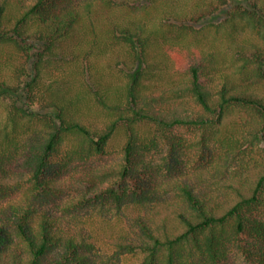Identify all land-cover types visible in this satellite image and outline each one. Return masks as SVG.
<instances>
[{
	"label": "trees",
	"instance_id": "16d2710c",
	"mask_svg": "<svg viewBox=\"0 0 264 264\" xmlns=\"http://www.w3.org/2000/svg\"><path fill=\"white\" fill-rule=\"evenodd\" d=\"M233 3L0 0V264H264V0Z\"/></svg>",
	"mask_w": 264,
	"mask_h": 264
},
{
	"label": "rangeland",
	"instance_id": "374dc122",
	"mask_svg": "<svg viewBox=\"0 0 264 264\" xmlns=\"http://www.w3.org/2000/svg\"><path fill=\"white\" fill-rule=\"evenodd\" d=\"M244 0H232V3H243ZM234 4V3H233ZM171 69L167 70L168 76H172V72H170ZM184 134L187 136L189 140L195 139L196 135L194 133H191L189 131L184 132ZM122 156V150H121V139H118L114 144H112L108 156L102 159L101 163H107V164H116L119 162L120 158ZM252 240H250V244H252ZM102 253L103 254H111L113 249L112 245H109L108 243H101L100 244ZM106 259V258H105ZM139 257L134 256H128L124 257L122 259V262L120 264H136L139 262ZM111 264V263H109ZM222 264H254V262L246 255L243 251L239 249H234L230 255V258L225 261Z\"/></svg>",
	"mask_w": 264,
	"mask_h": 264
}]
</instances>
